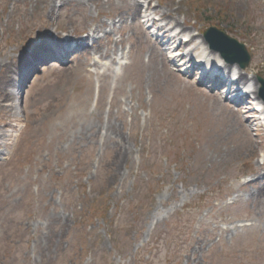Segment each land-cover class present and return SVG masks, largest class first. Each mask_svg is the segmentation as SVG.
Here are the masks:
<instances>
[{
	"label": "rangeland",
	"instance_id": "1",
	"mask_svg": "<svg viewBox=\"0 0 264 264\" xmlns=\"http://www.w3.org/2000/svg\"><path fill=\"white\" fill-rule=\"evenodd\" d=\"M50 1L0 0V62L11 55L15 65L61 28L78 38L97 27L108 52L122 41L117 48L125 47L128 64L93 74L85 105L84 72L55 82L58 70L37 65L18 117L25 129L8 132L13 146L0 140L6 153L15 149L12 161L0 162V264H264V197L251 198L264 185V126L248 124L240 107L213 97L168 60L161 64L157 53L148 66L151 38L136 27L139 18L119 21L136 4L139 15L185 22L187 34H201L193 43L199 47L203 33L219 25L247 45L251 63L240 72L256 82L264 78V0H53L52 15L45 4L38 12ZM75 57L54 64L93 70L92 54ZM59 84L65 93L57 107L50 95ZM100 109L118 120L131 153L122 164L117 149L68 144Z\"/></svg>",
	"mask_w": 264,
	"mask_h": 264
},
{
	"label": "bare ground",
	"instance_id": "2",
	"mask_svg": "<svg viewBox=\"0 0 264 264\" xmlns=\"http://www.w3.org/2000/svg\"><path fill=\"white\" fill-rule=\"evenodd\" d=\"M53 1V0H52ZM50 1L49 3H42L41 7L39 8V11L43 12V6L44 4L47 7V15H52L53 11L55 8H57V3L56 1ZM69 1V0H67ZM85 1V0H84ZM83 1V2H84ZM91 1V0H90ZM98 0H92V3L97 2ZM127 1L123 0V4H126ZM130 9L124 13H121L119 15V20H123L126 17H131L134 21L137 20V18L139 17V12H140V8L138 5L136 4H129ZM132 7V8H131ZM43 15H40V20L42 22V25L48 26V22L44 21L43 19ZM162 18L164 19H171L172 21L170 23H172L174 25V28L170 29L171 30H175L178 28V26H182V29L180 31V33H183L185 31V22L183 24H181L179 22V20H177L175 17H166V16H162ZM159 19H161V17H159ZM155 21V20H154ZM115 24V23H114ZM136 27H139V24L136 25ZM61 30L64 32L65 29L61 28ZM71 33V32H70ZM99 29L97 27L92 28V32L90 33L92 36L94 35H98ZM169 33V32H166ZM90 34L87 35V38H89ZM165 35V33H164ZM191 35V34H189ZM70 35L67 36V38H65L64 40H61V42L63 44H67L70 41ZM166 37V36H165ZM185 38V37H184ZM165 40V39H164ZM179 40V35H175L173 37H171L170 41H167L164 45H171V43L173 42V46L174 44H176V42H178ZM155 44L153 41L149 42L150 44H152V47L149 49V51L146 53L145 58L148 59V66L150 63H154V59H155V53H157V57L160 59L161 64L165 63L167 64V59L165 58L166 56V48L162 49L161 51H159L158 49L154 48V46H161V43L158 40H155ZM193 41H196L195 37H192V39L190 40V43H192ZM82 41H80L79 43H81ZM171 42V43H170ZM71 43V42H70ZM69 43V44H70ZM113 44H115V48L116 50L113 52H108L107 50H105L104 47H101V44L99 45V43L95 42L93 45H85V46H81V52L79 54V57H81L84 54L90 53L93 55V57L95 58L94 60V64L90 65V68H92V71H89L88 69H81V65L77 66V68H71L66 67V68H61V67H57L55 66V64H50L49 69H56L60 72V75L57 76V78L55 79V82L57 80H62V82L65 79H68L69 77H71L74 73H76V71H82L85 73V78L88 81V89L84 92V99H85V104H88L90 101V97H91V92H92V86L94 84L92 77H94L93 73L100 75L102 74V70L105 69L108 64L111 66H115L118 65L119 62L121 60H123L124 58V51L125 49H122L121 51L119 50V48H117V45L119 43L118 40H116L115 42H112ZM162 43H164L162 41ZM188 43V44H190ZM203 43V42H202ZM68 44V45H69ZM200 46H202V44H199ZM205 46L207 45L206 43L204 44ZM178 48H181V43H179ZM198 49L200 50L199 46L195 47L192 49V53H195L198 51ZM79 48L76 49V51H78ZM77 52H73L72 56L75 57ZM205 54H202L200 59H204L205 63H208L209 61L205 58ZM12 56H8L5 60L0 62V69L4 70L3 73H1L0 75V82H1V87L6 88V85L11 81V77L10 75L14 73L19 74V71H15L13 70V67L16 68V70L18 69V67L20 66V64L24 63L22 62V59L19 58L16 66L13 64L12 60ZM218 59L221 61L222 59L220 57H218ZM9 60V61H8ZM76 62H78L79 60L77 59V57H75L74 59ZM67 64H69V61H66ZM5 63V65H4ZM210 65V63L208 64ZM125 73H123V75L118 79V81L120 83H122V81L124 80L125 76H126V72L128 70V68H125ZM225 71L229 70V66H225L224 69ZM211 74V73H210ZM235 75L238 76V79L241 83H248L249 81L251 82L252 80H249L245 75H242L241 73H235ZM101 76V75H100ZM99 81V79H98ZM54 82V83H55ZM53 83V85H54ZM99 86L101 87L102 92H107L108 91V84H107V79L105 78H101L100 79V83L98 82ZM204 84V83H203ZM110 86V84H109ZM64 87L65 85H55L52 90V95H50V97L54 98V101L56 102V106H60V102H59V94H64ZM256 88V87H255ZM2 94L4 95V97L6 98V100H10V106L14 107L15 106V101L16 98H13L14 94L12 93H8L6 90L2 91ZM250 94H253V96H257V92L256 90H253L250 92ZM249 94V95H250ZM199 95L204 96L203 92H200ZM214 97V96H213ZM212 97V98H213ZM48 96L43 95V99L45 101L44 105H46ZM53 101V102H54ZM250 104H252L251 101H249ZM64 104H62L63 106ZM116 105L118 106V104L116 103ZM55 107V105H53ZM251 110V109H250ZM252 111V110H251ZM253 112V111H252ZM95 113V114H94ZM92 115V120L91 122L87 121L85 124L80 125L77 130L73 133V135H71L70 139L68 140V144L70 147H78L80 144H82L83 142L86 143V147H110V148H114L118 150V156L117 159L119 161L120 164H122L124 158L129 159L131 157V153L129 151V148L127 146V143L124 140V135L123 133L120 132V130L118 129V120L114 119V116L109 112L105 118L104 114L102 113V110H98L97 112H94ZM113 113V112H112ZM123 113V112H122ZM249 115H253V114H249ZM250 117H254V116H250ZM15 126H13L14 128ZM12 128V129H13ZM1 134V133H0ZM112 135H114V140L112 139ZM264 185H260V189L256 190V194L252 195V199H261V197H264V190H263ZM236 203V201H235Z\"/></svg>",
	"mask_w": 264,
	"mask_h": 264
},
{
	"label": "water",
	"instance_id": "3",
	"mask_svg": "<svg viewBox=\"0 0 264 264\" xmlns=\"http://www.w3.org/2000/svg\"><path fill=\"white\" fill-rule=\"evenodd\" d=\"M205 37L210 43V46L216 50H219L222 55L228 57L231 55H237L242 61L243 65H247L250 60V56L243 44L238 41L228 37L223 32L217 30L216 28H210L205 32ZM264 91V81H261ZM264 99V93H263Z\"/></svg>",
	"mask_w": 264,
	"mask_h": 264
}]
</instances>
